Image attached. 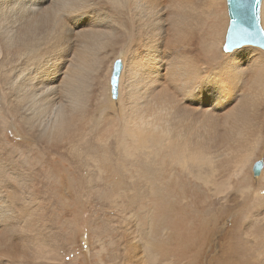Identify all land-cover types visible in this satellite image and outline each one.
<instances>
[{
    "label": "bare ground",
    "instance_id": "bare-ground-1",
    "mask_svg": "<svg viewBox=\"0 0 264 264\" xmlns=\"http://www.w3.org/2000/svg\"><path fill=\"white\" fill-rule=\"evenodd\" d=\"M224 10L222 0H0V264H65L76 249L74 222L60 225L65 198L75 218L93 215L91 201L139 199L138 187L170 202L179 177L225 193L264 146V49L222 51ZM259 17L264 33V0ZM126 237L130 260L140 247Z\"/></svg>",
    "mask_w": 264,
    "mask_h": 264
},
{
    "label": "rangeland",
    "instance_id": "rangeland-1",
    "mask_svg": "<svg viewBox=\"0 0 264 264\" xmlns=\"http://www.w3.org/2000/svg\"><path fill=\"white\" fill-rule=\"evenodd\" d=\"M222 1L226 29L228 15L225 0ZM111 94L114 97L116 92L111 91ZM16 139L19 138L14 137V141ZM261 150L264 151V146L259 144L249 164L240 169L237 177H230L232 183H236L220 186L225 193H217V196L211 195V186H203L193 178L187 182L179 177L171 185L175 193L170 187L166 190L172 195L170 202L167 198L147 200L145 195L149 193L148 189L138 187L144 193L139 199L125 201L124 204L91 201L87 207L93 211V215L80 209L83 214L79 213L75 218L70 215L73 204L65 198L64 206L69 207L70 211L64 215V221L60 219V225L67 233L72 226L71 220L74 222L73 245L76 247L75 252L63 257L65 264H264V152L261 154ZM248 154L249 151L242 153L240 159L244 161ZM258 160L263 162V172L259 173L263 179L255 180L259 175L253 176L251 168ZM222 169L221 173L227 177L226 165ZM247 186L251 188L250 191L255 190L253 198ZM184 190L189 196L180 194ZM228 192L236 194L235 198H230ZM171 204L172 207H169ZM82 215L89 217L88 222L82 221ZM85 231L89 239L82 236ZM141 235L150 240L141 239ZM123 236H127V239L132 237L140 247L132 252V260H129ZM67 247L65 244L66 250ZM90 247L92 251L84 253ZM85 259H89L87 263Z\"/></svg>",
    "mask_w": 264,
    "mask_h": 264
},
{
    "label": "water",
    "instance_id": "water-1",
    "mask_svg": "<svg viewBox=\"0 0 264 264\" xmlns=\"http://www.w3.org/2000/svg\"><path fill=\"white\" fill-rule=\"evenodd\" d=\"M228 25L225 31L222 49L230 51L246 44H255L264 49V33L260 26L261 0H225ZM119 63L116 61L111 74L116 78ZM263 162L258 160L252 165V174L260 173Z\"/></svg>",
    "mask_w": 264,
    "mask_h": 264
}]
</instances>
